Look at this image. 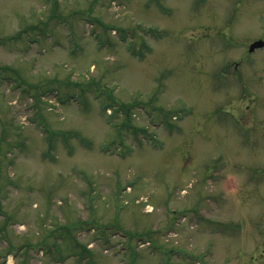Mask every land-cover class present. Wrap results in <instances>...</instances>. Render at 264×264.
<instances>
[{
	"label": "rangeland",
	"instance_id": "obj_1",
	"mask_svg": "<svg viewBox=\"0 0 264 264\" xmlns=\"http://www.w3.org/2000/svg\"><path fill=\"white\" fill-rule=\"evenodd\" d=\"M258 38L264 0H0V264H264Z\"/></svg>",
	"mask_w": 264,
	"mask_h": 264
},
{
	"label": "water",
	"instance_id": "obj_2",
	"mask_svg": "<svg viewBox=\"0 0 264 264\" xmlns=\"http://www.w3.org/2000/svg\"><path fill=\"white\" fill-rule=\"evenodd\" d=\"M263 45V41L262 40H255L253 41L250 46H249V50H253L255 47H259Z\"/></svg>",
	"mask_w": 264,
	"mask_h": 264
},
{
	"label": "trees",
	"instance_id": "obj_3",
	"mask_svg": "<svg viewBox=\"0 0 264 264\" xmlns=\"http://www.w3.org/2000/svg\"><path fill=\"white\" fill-rule=\"evenodd\" d=\"M121 106H122V105H121ZM124 108H125L126 118H127V117H129V116H128V112H129V111H127L129 108H128L126 105L124 106ZM123 125H124V126H128V127H134V126H130L129 118L124 119ZM64 227H65V226H64ZM65 229H66V227H65Z\"/></svg>",
	"mask_w": 264,
	"mask_h": 264
}]
</instances>
